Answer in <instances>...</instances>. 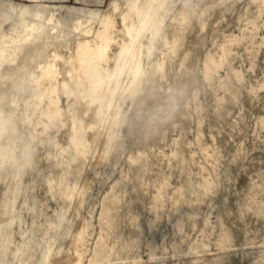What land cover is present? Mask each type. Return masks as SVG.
Wrapping results in <instances>:
<instances>
[{
	"label": "rangeland",
	"instance_id": "obj_1",
	"mask_svg": "<svg viewBox=\"0 0 264 264\" xmlns=\"http://www.w3.org/2000/svg\"><path fill=\"white\" fill-rule=\"evenodd\" d=\"M13 3L11 10L0 8V49H9L0 65V115H9L11 127L2 131L0 120V264H39L48 245L45 264H71L66 260L79 244L74 236L81 228L82 264H264V5L260 0L163 2L125 54L114 93L118 122L105 114L102 126H97L101 132L108 123L114 128L107 155L104 161L97 158L100 144L89 145L95 152L88 147L86 171L77 183L76 198L68 204L56 190L53 194L49 182L60 174L62 167H55L59 158L39 143L43 126L37 123L36 65L55 51L57 66L65 69V58L72 56L78 37L75 16L86 17L87 7L98 11L87 17L85 27L92 34L100 26L105 4ZM24 5L39 8L42 16L21 14ZM49 10L55 11L51 24L45 20ZM54 24L57 32L39 34ZM156 29L158 34L151 37ZM111 32L117 37L111 43L113 53L124 32L115 27ZM222 47L230 53L227 61L206 80V56L212 54L218 61ZM27 48L34 52L23 67ZM139 52L140 63L130 67ZM112 61L109 58L108 64ZM230 69L241 71L242 82L226 78ZM130 70L137 76L127 82ZM70 85L72 91L78 90L73 82ZM57 93L65 110L77 101L74 93L67 96L62 89ZM56 137L63 142L65 128ZM49 150L51 158H47ZM59 207L72 222L66 235L47 227ZM205 218L210 222L205 226L207 237L202 238ZM192 239L203 241L198 253L186 251Z\"/></svg>",
	"mask_w": 264,
	"mask_h": 264
},
{
	"label": "bare ground",
	"instance_id": "obj_2",
	"mask_svg": "<svg viewBox=\"0 0 264 264\" xmlns=\"http://www.w3.org/2000/svg\"><path fill=\"white\" fill-rule=\"evenodd\" d=\"M46 1L54 2L55 0ZM73 1L97 5H103L104 3V8L99 13L100 26L96 29V31H93L92 34H90L91 28L85 27L89 21V18L87 17H92V14L97 15L98 11L92 7H87L85 9L84 14L86 17L80 15L75 16L73 29L77 32L78 37L75 41L72 56L68 57L67 59L65 58L67 67L61 70L55 62V58L59 56L58 53L55 51L52 53L50 52L42 63L36 65L39 69L35 79V84L37 87L35 97L39 101L37 107L39 108L40 112V121L37 123H41L43 126V131L39 136V143L45 147L48 146L51 148L52 151H55V156H58L59 158L55 163V167H62L60 174L58 177H56L55 181L50 179L49 182L52 191H54L53 194H55L56 190V194L58 193L61 199L64 202H67V204L72 203V200L76 198L75 195L77 194H75V190L76 186L78 185V181H80L79 179H81V176H83L82 172L85 169L84 167L86 165L87 159L86 156L89 154L87 153L89 151L88 147L91 148L89 145L96 143L98 146V143L100 144V155L97 158L103 160L107 155L110 144L115 136L114 128L112 127L111 123H108L107 125L105 124L106 126H104V130L101 132L98 130L100 127L98 128L97 126L99 124L102 126L100 121L103 122L105 114H108L112 118L113 123L116 124L118 122L117 119L120 115L119 105L114 100V93L119 86L122 77L125 54L133 44L134 39L137 37V34L140 32L142 27L147 29V26L156 16L158 9L165 0ZM260 2L262 5H264V0H260ZM13 6V0H0V8L2 9L11 10L13 9ZM1 12L2 14H5L4 11ZM20 13L29 14L33 17L42 16V12L39 8L28 9L27 5L21 7ZM54 15L55 11L49 10L45 17L46 23L51 24L54 19ZM55 26L56 24L45 30H42L39 32V34L44 36L57 32V26ZM114 27L117 30H122L124 32V36L122 37V41L119 42V46L117 45L118 49L112 53L109 52L111 49V43L114 41L116 42L117 40V37L113 36L111 32V29ZM157 34V29L155 31H151V37ZM89 36L93 37L89 38ZM164 38L166 39L165 35ZM12 41H17V39ZM230 42L232 43L233 41ZM32 49L33 48L26 49V53L23 56V60L21 61L23 67L29 65L32 58L31 56L34 52ZM222 49V54L218 61L212 57V54L211 56L208 55L209 57L206 56L207 58L204 63V78L206 80L211 79L212 76L217 72L218 67L227 61V56L230 53H228V50H226L224 47H222ZM15 50L16 47L11 48L10 52ZM219 50L221 49L218 48V51ZM8 51V48L2 47L0 49V65H2L4 58L9 54ZM150 51L151 46H148V52L150 53ZM109 53H112V56H110ZM111 57L114 60L112 61L113 65L110 64L112 66L108 64V60L109 58L111 60ZM140 58L141 54L139 52L137 54V60L135 63H132L130 67H134L136 63H140ZM159 66L160 68H163V63L159 64ZM221 67H219V70L222 69ZM240 72L238 70L230 69L229 73L231 75L228 74L226 78L229 79L232 76L234 79L242 82V74ZM136 76L137 75L134 74L132 70H130L127 75V82H130ZM72 82L78 87L76 92L71 90L70 84ZM58 89H62L64 94L67 96H70V94L74 93L77 97V101L69 104L66 110L65 108L63 109L60 105V96L57 93ZM0 120H2L4 123L2 131L10 130L11 127H9L7 124V121H9V115H0ZM61 128H65L66 139H63V142L56 137V133H58ZM49 130L53 131L54 134H50L48 132ZM94 149L93 153L95 152ZM52 151L49 150L47 152V158L52 157ZM91 157L93 156L91 155ZM98 162L101 163L100 161ZM87 166V168H89L90 165L88 164ZM92 179L94 178L92 177ZM206 184L208 183L206 182ZM88 186L90 187V185ZM82 203L80 206H82ZM69 218L70 217H67L65 211L60 209L54 212V215H52V217L48 220L47 227L54 231L61 230L66 235L68 230H70L68 226L70 227V224L72 225V222L69 224ZM208 220L209 219L207 218L204 219L203 228H201L202 238L207 237L208 232L206 231L205 226L209 224L210 221L208 222ZM81 230L83 231L82 228ZM78 231H80V229H78ZM82 231H80L78 234L76 233L77 235L74 236V241L76 244L78 242L79 244L82 242V237L84 236ZM48 232L49 230H46V233ZM79 244L76 246L75 251L72 252L73 254L71 257L66 260L71 264H82L80 259L82 258L83 252L80 247L83 245V242L81 245ZM202 244V239L201 241L192 239L189 243H187V253H198V249ZM49 253L50 245L45 247L44 251L40 255L38 263L45 264L49 258ZM192 263L193 262H189V264Z\"/></svg>",
	"mask_w": 264,
	"mask_h": 264
}]
</instances>
